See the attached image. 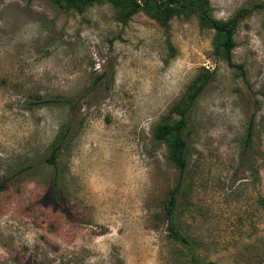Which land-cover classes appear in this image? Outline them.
Segmentation results:
<instances>
[{"label":"rangeland","instance_id":"rangeland-1","mask_svg":"<svg viewBox=\"0 0 264 264\" xmlns=\"http://www.w3.org/2000/svg\"><path fill=\"white\" fill-rule=\"evenodd\" d=\"M209 1L221 21L264 2ZM194 2L163 25L144 10L121 22L109 2L80 12L0 0V264H264V8L235 34L242 76ZM205 69L214 77L189 122L177 216L191 252L169 236L179 170L155 132ZM55 96L78 110L35 103ZM73 115L80 128L58 163L66 198L54 206L47 157Z\"/></svg>","mask_w":264,"mask_h":264},{"label":"trees","instance_id":"trees-1","mask_svg":"<svg viewBox=\"0 0 264 264\" xmlns=\"http://www.w3.org/2000/svg\"><path fill=\"white\" fill-rule=\"evenodd\" d=\"M56 6L64 10L84 11L87 7L97 2H109L118 12L119 20L127 23L135 14L144 10L161 24L167 25L175 15L189 16L195 11V0H51ZM201 22L215 29V51L221 55L231 67L238 68L242 76H245L243 64H235L233 61V50L236 47L235 34L241 21L250 16L255 10L264 8V2L256 3L249 7L241 8L232 18L221 21L213 18L209 14V0H202ZM214 77V72L205 69L200 72L194 82L189 86L186 95L180 99L173 107L172 112L177 114L178 119L173 122H164L158 125L155 138L158 141L165 140L170 147V157L179 170V179L175 188L170 192V196L165 204V213L168 221L169 236L178 242L186 245L193 252V242L184 236L178 227L177 216L180 202V195L185 188V173L190 162L189 147V122L196 103L204 89ZM35 103L66 104L75 113L77 105L66 97H38ZM78 122L76 116H72L60 129L56 139L51 144L50 154L47 162L54 167V173L49 183L48 190L51 205L61 206L66 198L63 191L64 177L59 170V156L68 145L71 137L78 132ZM249 135V132H248ZM195 261V256H194Z\"/></svg>","mask_w":264,"mask_h":264}]
</instances>
